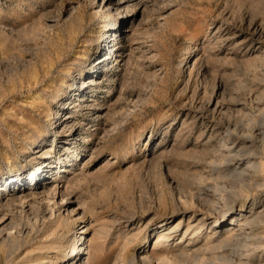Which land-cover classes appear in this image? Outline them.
<instances>
[{"label": "rangeland", "instance_id": "374dc122", "mask_svg": "<svg viewBox=\"0 0 264 264\" xmlns=\"http://www.w3.org/2000/svg\"><path fill=\"white\" fill-rule=\"evenodd\" d=\"M248 161L264 0H0V264H221L239 246L206 243L220 195L221 231L264 202Z\"/></svg>", "mask_w": 264, "mask_h": 264}, {"label": "bare ground", "instance_id": "6f19581e", "mask_svg": "<svg viewBox=\"0 0 264 264\" xmlns=\"http://www.w3.org/2000/svg\"><path fill=\"white\" fill-rule=\"evenodd\" d=\"M113 51H115L114 47H112V51L110 53L100 57L101 64H105V66H109V64L111 63L110 59H113L112 57ZM96 79L97 78H93V79H90L89 81L94 82ZM83 101H84L83 99L77 98L76 100L71 102L70 106L72 108L67 110V113L64 116L65 117L64 122H69V121L71 122L72 112H73L72 109L77 106H80L81 108L83 106ZM87 105L89 106V104ZM40 169H42V166H40ZM263 173H264V163L248 161V168L243 169L240 172V176H242L244 179H249L248 183L245 184L247 189H252L253 187L259 189L260 187L261 188L264 187V178L261 181L257 179V177L262 176ZM12 177L14 180H16V177L14 176ZM0 179L2 178L0 177ZM26 191L31 192V193L34 192L33 190H30L29 188H26ZM244 192H249V191H241V194ZM219 199L223 200V205H226L227 208L223 210L221 215H218L219 218L215 220L216 224H214V227L212 228L211 232L207 235L206 243L210 244L211 246L213 245L217 247H222L223 244L234 242V241L238 243V246H239L238 252L222 254L220 257V259L222 260L221 264H264V257L260 253L262 252V249H264V204H263L264 202L261 203V201L258 200V198H255L252 202V206H251L252 210H250L249 212L245 214L242 213L241 214L242 216H239V214L238 216L237 214L232 215L233 219L230 222H228V224H233V227L230 230L221 231L219 226L225 224V217L227 213L231 211L237 198L234 197L233 194L231 193H228V194L224 193L220 195ZM4 219H0L1 222ZM88 229H89L88 226H85L84 230L80 232V234L75 233L74 241L72 243L73 253L81 251V247L78 245V241H80L82 237L81 235L85 233ZM177 229H178V223L175 226H173L171 229H169L168 232L160 233L158 236L159 240L157 239L158 244H164L167 241H169V238L171 235L167 233H171L172 231L177 230ZM195 241L196 240L194 239H188L186 245H188L189 248H191L193 246V242ZM129 259H130L129 264H137L140 262L144 263L146 260L149 259V255L145 253L144 254L141 253L140 255H136V256L132 255ZM165 260L166 258H163V256L160 257L158 259V264H162V262ZM86 263H87L86 261H80V264H86ZM215 264H217L216 261H215Z\"/></svg>", "mask_w": 264, "mask_h": 264}]
</instances>
